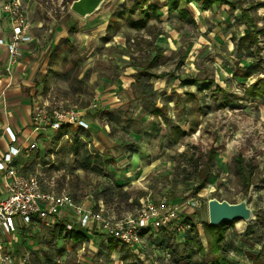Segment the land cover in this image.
Here are the masks:
<instances>
[{
    "label": "rangeland",
    "instance_id": "obj_1",
    "mask_svg": "<svg viewBox=\"0 0 264 264\" xmlns=\"http://www.w3.org/2000/svg\"><path fill=\"white\" fill-rule=\"evenodd\" d=\"M133 1L104 0L93 14L81 17L71 10V0H21L29 30L38 29L35 45L43 62L48 65L46 58L54 53L60 57L63 52L65 59L35 79L40 87L31 95L38 97L30 124L32 131L40 132L36 136L39 148L28 149L32 140L26 139L27 146L19 145L22 151L16 166L36 176L45 191L69 193L87 209L102 208L104 216L113 221L135 219L148 200L159 204L166 199L174 205L197 198L200 205L184 207L189 220L185 223L197 226L195 236L206 246L208 200L218 197L239 202L247 198L256 217L225 226L226 254L244 264L245 254L264 240L262 227L257 228L261 230L257 234L250 230L253 222L262 223L258 216L264 217V96L246 92L264 74V35L259 36V44L243 49L240 56L235 40L248 32L238 19L240 9L223 4L203 10L195 2L189 5L188 21L183 22L174 12L168 18L151 19L146 28L135 29L129 25L125 10ZM237 2L248 6L264 0ZM121 11L125 14L117 18ZM251 14L257 26L263 27L264 8L252 9ZM90 16L95 17L93 24L78 25L81 18ZM92 30L97 37L90 36ZM65 31L68 36H61ZM161 32L163 37L157 42ZM28 35L26 42H31L32 35ZM151 61L150 71L156 76L144 79L151 94L140 99L135 92L138 69ZM0 70L1 74L5 71ZM242 72L251 75L243 77ZM194 77L200 81L183 83L185 78ZM37 107L49 112L76 111L88 126L85 131L70 123L60 129L47 126L35 130ZM160 107L164 111L154 114L152 110ZM76 138L101 156V162L93 161L94 168L80 167L72 150L79 144ZM211 148L216 150L212 176L205 188L197 190L195 170L204 164ZM239 155L256 165L248 191L240 182L235 159ZM8 195L6 192L2 197ZM59 221L81 227L89 240L74 242L65 233L60 237L59 228L39 223L27 230L24 227L26 231H16V238L11 234L4 237L14 264H20L27 254L32 264H109V260L125 264L122 253L132 254L137 264L200 261L196 248L190 258L184 255L183 236L189 226L184 230L175 225L143 229L142 243L134 248L113 237L125 247L121 254L115 250L109 257L107 243L112 236L100 223L82 226L80 216L69 208Z\"/></svg>",
    "mask_w": 264,
    "mask_h": 264
},
{
    "label": "built area",
    "instance_id": "obj_2",
    "mask_svg": "<svg viewBox=\"0 0 264 264\" xmlns=\"http://www.w3.org/2000/svg\"><path fill=\"white\" fill-rule=\"evenodd\" d=\"M8 15L12 20V36L9 40L0 37V48L5 46L8 51V63L5 71L10 72L21 54V43L28 39L29 22L21 0H5L0 8V15ZM2 76L0 70V77ZM34 129L50 126L60 129L64 124H76L86 128L87 120L78 112L54 109L49 112L46 108L37 107L34 110ZM34 132V131H33ZM8 137L7 150L0 157V171L6 178L9 195L0 196V232L14 234L17 228L30 227L37 222L44 227H52L67 215L68 208L80 216L81 225L89 226L93 221L102 225L112 237L134 248L142 243L141 231L149 229L169 228L172 225L184 230L189 224L185 223L184 207H197L202 203L197 198H189L186 204H170L168 200H160L159 204L148 200L139 215L133 219L113 221L104 216L102 208L92 210L79 205L69 193L55 194L45 191L36 176L27 175L16 166V159L22 149L18 146L19 137L10 127L5 128ZM39 148L36 139L30 141L28 149ZM1 149V140H0ZM71 228V224H67ZM184 232V231H183ZM0 264H14L12 255L5 251V244L0 235ZM20 264H31L27 257Z\"/></svg>",
    "mask_w": 264,
    "mask_h": 264
},
{
    "label": "trees",
    "instance_id": "obj_3",
    "mask_svg": "<svg viewBox=\"0 0 264 264\" xmlns=\"http://www.w3.org/2000/svg\"><path fill=\"white\" fill-rule=\"evenodd\" d=\"M73 1V0H71ZM195 2L200 5L203 10L212 9L213 7L221 6L223 4H227L231 9L235 10L236 8L240 9L239 21L246 25L248 28V32L240 35L235 40V45L238 49V54L242 56L243 49L250 50L253 46L259 44L260 38L259 36L264 35V26L259 28L257 26V22L251 14L252 9H258L260 7H264V2H257L255 4H248V6H243L237 2V0H134L133 3L128 6L125 10L128 12L129 16V25L135 29L146 28L149 25V21L151 19H160V9L162 7H167L169 13L177 11L180 20L186 21L190 16L189 5L190 3ZM125 12L121 11L118 17L124 15ZM138 14V18H135V15ZM251 55V54H250ZM153 62L151 61L144 65L139 71V80L136 83V93L141 97H146L148 94H151V89L148 88L149 84L144 82L146 77H154L156 76L150 71V67L153 66ZM241 75L243 77H249L251 75L250 72H242ZM200 81V78H185L183 80L184 84H195ZM145 85V86H144ZM142 86V88H141ZM210 86V85H209ZM217 89L223 91L220 85H217ZM248 95H258L264 96V76H259L255 79V81L247 88L246 90ZM190 95H192L190 93ZM229 94H227L228 96ZM224 95L225 102H229L228 97ZM153 113L159 115L164 111L163 107L154 108ZM71 125V124H69ZM81 130L85 131L84 127H79ZM175 130H179L178 127ZM82 131V132H83ZM85 134V132H83ZM76 141L79 144H75L72 150L79 157V165L83 169H92L95 167L93 161L101 162V156L95 155L91 152L86 142ZM216 157V150L211 148L208 152L207 159L204 164L197 167L195 170V175L198 181L196 186L197 190L203 189L206 187L208 179L212 176V168L214 166V161ZM237 170L240 177V182L245 191H248L253 184L252 178L254 169L256 165L248 160L245 162L242 155L237 156ZM257 214V213H256ZM259 220L264 223V217L258 216ZM188 219L185 218V222ZM189 221V220H188ZM238 220L232 222H224L219 225H212L210 223H206L205 232L207 238V246L204 245L201 241H198L195 234L199 231L197 226H194L189 223L190 228L186 230L183 236V242L186 245V250L190 251L186 254V258L191 257V253L193 249H197L200 254V261L198 264H240L239 261L230 259L226 254L225 248V240H226V229L225 226L232 224ZM252 221V220H251ZM250 221V222H251ZM253 224H257L253 222ZM59 228V235L65 233L64 235L69 237L74 242H82L88 241L89 236L86 234L81 227H72L71 229L67 227L63 222H56L54 226ZM194 233V234H192ZM107 253L110 257L115 250H120V254L123 251L125 245L120 244L113 237H109V241L107 243ZM169 249V248H168ZM252 259V264H264V250H261L259 253L249 252L247 254ZM123 260L125 264H137L136 261L132 260V254L122 253ZM130 262V263H129ZM109 264H114L113 261L109 260Z\"/></svg>",
    "mask_w": 264,
    "mask_h": 264
},
{
    "label": "crops",
    "instance_id": "obj_4",
    "mask_svg": "<svg viewBox=\"0 0 264 264\" xmlns=\"http://www.w3.org/2000/svg\"><path fill=\"white\" fill-rule=\"evenodd\" d=\"M4 1L5 0H0V8L2 7V4ZM174 12H176V14L178 15L177 11H174ZM174 12L169 13V10L167 7H162L160 9V14H161L160 18L161 19L165 17L168 18L169 15H172ZM6 17L7 16L4 14L0 15V37H2L5 40H9L12 34V25H11L10 20L7 19L8 17L7 18ZM190 17H191V12H190L189 18ZM153 20H156V19H153ZM71 21L73 23V18L71 19ZM90 22L92 24L95 22L94 16H90L87 18H81V20L78 21V25L85 26L89 24ZM37 23L41 24L40 22H37ZM37 23H34V25ZM36 30L38 29H35V32H34V30H31L30 28V30L28 31L29 34L32 35L31 42H26L28 40L27 39L25 42L21 43V49H20L21 56L19 57L20 60L18 64L14 65L10 72L3 70V74L0 77V140H1L0 157L7 150L8 137L5 134V128L7 126H10L17 133L19 137L18 146L19 145L24 146L26 144L28 145V142H25L26 139L27 140L29 138H31L29 140L36 139L37 134L40 133V132L38 133L33 132L32 131L33 128L30 124L32 120L31 115H32V110L34 106L33 104H34V101H36L38 97V96L37 97L33 96V98H31V95H34L35 91L40 87V85L35 82V79L39 77L38 76L39 73L43 71L46 72L47 68H50L52 70L53 69L52 66L54 65V63H57L59 61L63 62V60L65 59L63 52L60 54V57L54 53L55 56L53 55L52 57L50 55L47 57L48 59L46 58V61L48 60V65L47 63H44L42 60L43 56L41 55V51H39V54H38L37 52H38L39 47L38 45H35V43H37V41H35V39L37 38ZM68 34L69 33L65 31V33L61 34V36H64V35L68 36ZM90 36L97 37V34L93 32L92 30V32L90 33ZM158 36L159 37L156 39L157 42L160 40L161 37H163L162 32ZM29 37L30 36L28 35V38ZM34 45L37 48L34 47ZM44 46L49 47V44L44 45ZM8 57L9 55H8L7 48L5 46H2L0 48V67L2 69L3 68L5 69L8 63ZM141 68H139L138 71ZM261 75L264 76V74H261ZM32 80L35 83H33ZM148 88H150V86H148ZM135 89H136V86H135ZM136 97L140 99L143 98V97L141 98V96H139L137 93H136ZM6 192H8L7 186H6V178H5L4 173L0 171V196L2 197V195H4ZM252 208L254 207L252 206ZM35 224H38V223L33 222L32 225H35ZM258 227L259 228L262 227L264 229V223L259 222L258 224H253L252 227L250 226V230H252L254 233L257 234L258 232H261V230L257 231ZM23 229L24 228H21V227L17 228V230H23ZM16 231L14 232V234H11V235L15 237ZM0 235H1L2 241L5 244V250L9 252L8 243H6V240L4 239V237L10 234H5V233L0 232ZM260 243L263 245L264 240H261L259 243H256V248H254L252 252L259 253L261 251L262 245ZM12 257L15 258L13 255ZM244 261H245L244 264H252V259L246 254H245ZM30 262L32 264V261ZM240 264H243V263L240 262Z\"/></svg>",
    "mask_w": 264,
    "mask_h": 264
},
{
    "label": "water",
    "instance_id": "obj_5",
    "mask_svg": "<svg viewBox=\"0 0 264 264\" xmlns=\"http://www.w3.org/2000/svg\"><path fill=\"white\" fill-rule=\"evenodd\" d=\"M104 0H73L71 10L81 17H86L97 11ZM209 223L219 225L235 220L251 221L256 217V210L245 198L239 202L212 197L208 200Z\"/></svg>",
    "mask_w": 264,
    "mask_h": 264
}]
</instances>
